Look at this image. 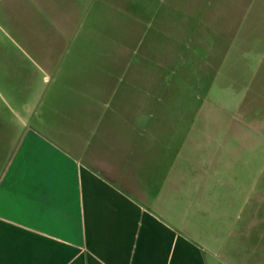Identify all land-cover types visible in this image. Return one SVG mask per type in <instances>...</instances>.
<instances>
[{
  "label": "crops",
  "instance_id": "obj_1",
  "mask_svg": "<svg viewBox=\"0 0 264 264\" xmlns=\"http://www.w3.org/2000/svg\"><path fill=\"white\" fill-rule=\"evenodd\" d=\"M45 53L14 70L62 76ZM119 61L100 88L63 81L86 99L57 115L69 133L45 131L42 91L0 103V264H264V151L227 135L205 155Z\"/></svg>",
  "mask_w": 264,
  "mask_h": 264
},
{
  "label": "rangeland",
  "instance_id": "obj_2",
  "mask_svg": "<svg viewBox=\"0 0 264 264\" xmlns=\"http://www.w3.org/2000/svg\"><path fill=\"white\" fill-rule=\"evenodd\" d=\"M56 39L62 44L52 45ZM45 52L62 76L51 69L25 78L30 70H14L22 63L16 54L31 65ZM118 59L126 84L139 74L142 90L156 89L154 118L193 134L205 155L217 141L227 146V135L241 136L232 142L237 149L264 151V0H0V103L16 110L42 91L48 133L54 124L69 133L57 115H77L84 99L63 81L100 88L104 70L120 68Z\"/></svg>",
  "mask_w": 264,
  "mask_h": 264
}]
</instances>
